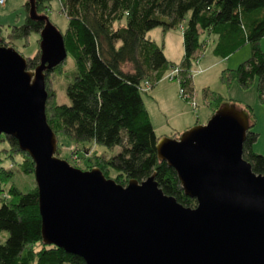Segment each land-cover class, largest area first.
<instances>
[{
  "label": "trees",
  "instance_id": "16d2710c",
  "mask_svg": "<svg viewBox=\"0 0 264 264\" xmlns=\"http://www.w3.org/2000/svg\"><path fill=\"white\" fill-rule=\"evenodd\" d=\"M51 1L24 0L22 21L9 24L5 34L0 26V43L13 46V42L26 40L33 33L39 41L45 21L31 18L29 8L32 4L37 15L49 19ZM57 1L66 19L60 32L66 57L70 54L73 58L74 71L64 87L68 103L54 101L51 86L66 57L44 72L48 125L55 134L61 133L72 142L118 146L115 154L96 163L103 173L104 169L116 170L113 179L117 183L153 175L165 194L194 207L196 200L184 194L174 169L157 157L155 144L161 136L152 126L142 93L152 88L165 71L176 68L172 79L178 83L179 96L185 101L194 98L193 65L213 36L212 54L220 58L249 45V56L236 67L222 68L218 78L226 86L236 82L244 89L256 81L258 100L264 103V49L260 47L264 0ZM155 27L162 31L180 27L182 54L178 62L168 60L162 44L147 34ZM39 55L36 45L34 54L26 59L27 69H34ZM201 92L212 111L232 100L208 86ZM244 108L250 126L242 156L255 173L264 175V154L252 149L258 135L255 120L251 110ZM180 133L174 131L171 137ZM0 142V232H6L0 240V264H84L80 256L42 243L35 180L24 189L12 180L15 170L33 176L34 163L12 135L0 133ZM5 160L11 164H3Z\"/></svg>",
  "mask_w": 264,
  "mask_h": 264
},
{
  "label": "water",
  "instance_id": "95a60500",
  "mask_svg": "<svg viewBox=\"0 0 264 264\" xmlns=\"http://www.w3.org/2000/svg\"><path fill=\"white\" fill-rule=\"evenodd\" d=\"M29 16L45 21L34 69L0 43V133L34 163L42 243L84 264H264V175L242 156L247 110L224 102L205 123L157 140L158 159L194 207L165 194L153 175L122 185L98 167H73L54 154L44 109V72L66 57L62 34L32 4Z\"/></svg>",
  "mask_w": 264,
  "mask_h": 264
},
{
  "label": "rangeland",
  "instance_id": "374dc122",
  "mask_svg": "<svg viewBox=\"0 0 264 264\" xmlns=\"http://www.w3.org/2000/svg\"><path fill=\"white\" fill-rule=\"evenodd\" d=\"M23 2L24 0H6L4 4L0 5V26L4 34L8 31L9 24H19L22 21ZM48 17L59 30H64L66 26V19L64 15L59 12V4L57 0L51 1ZM177 29L179 30V27H177ZM159 30V27H155L147 34L150 36V38H155L157 43L162 44L160 36L157 33ZM37 38L38 35L33 33L26 40H18L13 42L15 45L12 47L27 59V57L32 56L36 50V45L39 43ZM165 38L167 44L166 52L167 54H171L170 52L175 48L176 43H178L177 38L179 39V37L175 34L172 36L165 34ZM212 38L213 36L207 39L206 47L203 53L194 63L195 66L193 65L192 78L194 88L196 90L194 98L185 101L179 96L177 91L176 95L178 98L174 101L172 98H169L165 102H155L148 90L146 93H142V98L155 132L157 134H168L169 132L173 131V128H178L177 126H181L186 121L188 114L185 113L184 115L178 116L177 113H179L184 107V109L190 111L193 114L194 121H197L196 123H191V126L205 123L213 113L212 105H208V103L202 98L201 94L202 87L207 85L210 89L219 92L226 99L231 98L232 100L228 101L229 103H232L240 108L246 107L251 110L255 120L254 130H256L258 133L257 139L252 145V149L256 153L264 154V103L258 100L255 86L256 81H254V83L249 88L244 89L241 88L236 82L226 86L225 84L221 83L218 78L219 72L222 68L236 67L238 63L249 56V45L245 44L226 58H220L212 54ZM260 47L264 49V36L260 40ZM199 60L201 61L200 64L198 63ZM206 63L209 65L212 64L211 67L205 72L199 71V68H201L200 65ZM61 68L62 70L60 72L57 71L51 82L52 89L54 90L53 98L54 101H57L58 103H68L69 100L65 95L64 87L66 82L71 79L72 73L74 71V61L70 54L67 55L66 60ZM170 70L172 71L173 68ZM192 103H195V108L192 107ZM173 113L176 114L174 117L173 115L171 117L170 114ZM55 135L57 139V147L54 154L59 158L65 159L71 166L81 170H88L92 167H98L96 164L97 159L106 158L112 154H115L119 150L118 146L109 148L94 142L76 143L70 141L61 133H56ZM0 146H2L1 142ZM3 164L9 166L11 163H9L8 160H5ZM104 171L105 173H102L108 178H113L117 175L116 170L113 168L104 169ZM33 178V176L17 172L15 170L12 180L15 181L21 189H24L25 187L32 184ZM5 235L6 232L1 231L0 240H2Z\"/></svg>",
  "mask_w": 264,
  "mask_h": 264
},
{
  "label": "crops",
  "instance_id": "0c3cea01",
  "mask_svg": "<svg viewBox=\"0 0 264 264\" xmlns=\"http://www.w3.org/2000/svg\"><path fill=\"white\" fill-rule=\"evenodd\" d=\"M157 33L160 36V40H161V43L163 46V50H164V53H165V56L167 57V59L171 60L173 62H178L180 57H181V54H182V42H181V29H180V27H179V30L176 28V29H169L166 31H162L160 28V30L157 31ZM165 34H168V36H172L173 34H175L176 36L179 37V39L177 38L178 43H176L173 51L170 52V48H169V52L171 54H169V53L167 54V52H166V49H167L166 45L167 44H166ZM152 39L155 40V38H153V37H152ZM200 62L201 61L199 60L198 63L200 64ZM211 65L212 64L209 65L208 63L203 64V65L201 64L200 65L201 68H199V71L205 72L211 67ZM170 73H171V70L165 71L164 74L161 76V78L158 80V82L152 88L148 89V91L150 92V94H151L152 98L155 100V102H158V101L165 102L169 98H172V100L174 101L175 99L178 98L176 95L177 91H178V83H177V81H175L169 77ZM192 76H193V74H192ZM173 81H175V82H173ZM183 109L179 113H177L178 116L184 115L185 113H187L188 115L186 117V121L181 126H177L178 128H176V127L173 128V131L169 132L168 134L167 133H164V134H157L156 133V134L160 135V136L168 135L171 137V134L174 131H180L181 132V131L187 129L188 127H190L191 123H196L197 121H194L193 114L190 111H188L186 109L183 110ZM175 114L176 113H173L170 115H171V117H172V115L174 117Z\"/></svg>",
  "mask_w": 264,
  "mask_h": 264
},
{
  "label": "built area",
  "instance_id": "2783aa9c",
  "mask_svg": "<svg viewBox=\"0 0 264 264\" xmlns=\"http://www.w3.org/2000/svg\"><path fill=\"white\" fill-rule=\"evenodd\" d=\"M5 1L6 0H0V5L4 4ZM175 72H176V68H173V70L171 71L169 77L172 78L174 76ZM192 107L195 108V103H192Z\"/></svg>",
  "mask_w": 264,
  "mask_h": 264
}]
</instances>
